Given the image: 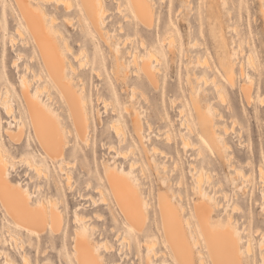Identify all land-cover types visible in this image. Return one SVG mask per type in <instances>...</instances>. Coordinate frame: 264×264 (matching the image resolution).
Instances as JSON below:
<instances>
[{
	"label": "rangeland",
	"instance_id": "rangeland-1",
	"mask_svg": "<svg viewBox=\"0 0 264 264\" xmlns=\"http://www.w3.org/2000/svg\"><path fill=\"white\" fill-rule=\"evenodd\" d=\"M46 1L45 0L43 1L34 0L35 3L36 2L37 3L41 2V4L43 3L44 6L48 9V11L52 13L54 12L53 14L57 16V18H60L57 20V24L62 29V33L65 35V37L67 36L66 37V39H68L67 42H70L69 44L71 47L73 46L72 47L73 51L70 50L71 48L69 49L71 52L66 50L67 55H69L68 57L73 60V63L76 66H78L79 73L84 75L83 77L85 78L87 82V92L90 98L89 108L92 110L91 116L93 117L92 123H91L92 132L90 134V137L92 138V144L90 146H84L79 141H77L78 143L77 152L76 150H73L71 148L72 154L68 155L67 161L69 160L70 161V162L68 161L69 164H71V162L72 164L68 166L69 164L67 165V161L64 162V166L66 170L68 169V171H70L73 175L72 181L70 180L71 182L67 181L65 174H63L60 171L58 164L56 162L52 161L49 157H46L45 155H43L41 148L37 145V143L34 140V136H33V132L31 128L27 130V134H28L27 139H25L24 141L31 142L32 140V144L30 147L33 149V152H34L33 155H35V159L37 161H42L47 165L48 170H49L48 178L44 176L39 177L35 173V170L32 167H30L24 161H22L21 157L26 151L23 145L22 146L15 145V147L9 148L6 144V147L9 149V153L11 154V156L15 157V161H16V165H15L16 167L14 169L10 168V175L11 177H13V178H10L12 182L18 183L22 185V187L27 188L28 191L30 192L31 199L34 202L41 200V199L46 200V202H49V200L51 199L56 200L60 206V210L63 213V228H62L61 233H59L58 235H56L55 233L51 231H46V233H43L42 236L41 235L39 236L36 234H32L30 236L28 231L26 229L18 227L12 221V219L8 216L4 208L0 206V239H1L0 240V250L1 249L6 250L8 256L12 260L15 261V264H25L23 262L24 252L30 258L29 259L30 261L27 262V264H44V263L71 264V262H74L75 264L74 250H73V240H74L73 231L76 228H79L82 226L80 222L76 221L75 217L77 214L85 215L88 217H93L94 212H97V213L101 212V214L104 215V219L102 221H98L95 218H92L90 221L91 223H95V225L97 224L98 226L97 225L96 226L97 228H100V230L90 231V234L92 235V237L99 239V240L101 239L100 237L104 236L105 239L107 238V240L111 242L112 245H114L115 250L113 251V253L116 255L115 258L117 260H112V258L109 257V254L104 253L103 249H101L102 253L106 255L105 256L107 258L106 263L107 264H117L118 262V263H123V264H126V263L139 264V261L141 260L136 258L137 252L140 253L142 259L145 258L146 250L142 246V239L137 238L134 235H132V240H133V242H131L132 252L130 253V257L132 259L125 257L126 253L124 252H126V247L124 246V244L121 243V241H119V239H117V237L119 238L118 234H121L123 232L120 229V227H121V222L124 219L121 213L118 212V210L116 209V206H115V209L117 213V220H115L114 217H112L106 205L100 204L98 207H95L94 204L91 202V201L97 200L99 203V202H102V200L103 202L104 200H106V197H105V194H103V191L99 190L100 188L98 187V183L100 182L104 183L103 174L105 171V167L107 166L106 160H108V164H112L116 160L115 158L110 159V157H113V156L109 155L107 149L105 148L107 145L106 142L109 140V137H108L109 133L112 132V130L110 131L108 129L109 120L116 118L115 115L112 114L111 104L107 102L109 100L111 101L110 93H112V89L114 88L117 90L118 94L122 96L120 101L122 102L126 101V104L128 105L127 107H129V105L130 107L136 106L137 109L140 111L141 116H142L141 122L143 124L142 132L148 137H151V140L149 139V141H146V143H151V144L154 143L157 147L160 148L158 150H163L165 152L163 153L162 151H159L153 155L154 157L156 156L154 162L157 161L155 163H159V165L161 164L160 165L161 170H163L162 166L164 164H166L164 167H168L167 169L164 168V170L167 171L166 175H165L166 173L165 171H163V173L160 174L164 178H159V176L156 177L153 168L148 165H146V171L142 170L143 171L142 172L141 163H139L140 165L137 164L139 166H137L138 171L136 170V173L139 176H136V178H134L136 179L137 182L142 183L141 185L142 191L144 192L146 196H148V199H147V201L149 202L148 212L150 214V223L152 227L154 229H158L157 226L159 224V214H158V209H157V202H158L157 194H158L159 188L164 189V190L165 189L169 190V192L172 194L173 197L174 195L176 196L174 197V202L178 205L179 204L182 205L183 203V205L185 206L186 214L189 215V213H191L193 202L194 200L198 199V196H197L198 194L195 193L196 190L194 189V187H196V184H197L195 183L196 178L193 179L189 171L193 166L195 167V171L196 169L203 168L204 173L205 171L207 172L205 173L206 174L205 179H204L205 181L203 185H201L202 188L205 189L209 193V195L216 198L217 201L219 202L222 201V204L228 205V209H229V210L218 209L215 215V223L217 224L218 221L228 220L227 219L228 213H230L231 215L233 214L231 210L232 205H236V204L237 206L240 205L238 206L237 210H235L234 215L232 216H234L233 217L234 219L239 220V224L236 226V229L240 233V237L243 240V245H245L246 243L247 234L251 232L253 235V249H254L253 253L254 254L250 256L246 252L244 255L246 256L250 264H264V260L261 257L262 250L259 249V243L264 240V237L261 236V234H264L263 233L264 232V212L261 207V203L263 201V195H264V186H263L264 184H262L264 183L263 181L264 179L261 177V175H259L260 174L259 166L260 165L262 166L264 164V103H263L264 99L263 101H260L256 97L255 99H251L250 101V104L252 102L251 104L252 106H251L250 104H248V101L244 99L242 92L239 89V86H240L239 83L243 84L245 80V78L242 77L244 75L241 74V69L243 68L244 74L245 72L249 73L253 78H255L254 82L256 83H253L255 85L253 87L254 89L253 95L258 94L259 96L264 97V17L261 13V8H262L261 1L262 0H233V1L232 0H228V1L219 0L218 2H216L217 4L215 3L216 6L212 8L213 13H214L212 16L208 14L209 12L208 9L210 10L211 8L209 2H212V0L211 1L210 0H190L192 2H190L189 0H152L153 1L152 3H154L153 6L155 8L154 9L155 18H154V24L152 25V27H149V28L143 26L140 23L137 24L136 18L133 12V7L131 5L130 0H104V7L109 12L107 13L106 11V16L104 15L105 16L104 22H106V24L104 25L105 29L107 28L108 30L107 29L106 30L111 31L112 33L113 31H115V33H113L115 35V39H113L114 41L115 40L117 41L116 38H119L118 41L124 38L121 42L119 41L121 43L120 46L123 44L124 41L126 43V41L128 42L131 39V42L126 43L128 45L123 44V46H121L122 51L123 52L125 51L124 52L125 57L123 59V67L126 69V71H128V74H129L128 78L126 79V88L121 87L122 85L115 78V75L113 74V68L115 66L114 65L115 63H113L114 61L113 54L109 52L107 45L104 43L103 40L101 41L98 34L94 30L91 31V33L89 34L91 45L88 42H85V41L84 42L87 44V48H88L87 55L89 56V58L87 57L86 60L88 59L90 60V57L96 60L92 64H88V61L86 62V60H85L86 64L84 63L85 65L82 63V60H84L86 57L82 56L83 52L80 51L81 47H80V44L78 43L79 41H82L84 39L82 36V30H81L82 21H80L81 18L80 16L78 17V12H77V0H73V2L71 0L70 1L67 0V2L69 3L71 2L72 5L76 7V10H75V7L72 6L70 3L72 8L68 12L64 9L69 4L66 2V0H62V1L59 0V2H56V0H54V2L53 0L52 2L51 0L47 2ZM63 1L67 3V5L65 4L66 6H64ZM118 1L121 2L120 6L122 7L120 8L118 7L119 5ZM190 4H192L193 7H191L192 5L190 6ZM3 8H5V11H7V17H6L7 19L1 18V23L2 25H5V23H7V20H8V25H7L8 30L6 32L0 31V39H1L0 49L2 50L3 45H5V48L7 49V54L8 53L9 54L6 60H3V58H1L0 71H2V75L4 79H5L4 72L6 73L8 72V74L11 75V79L14 84L13 92L19 93L18 88H19V80H20L19 77L20 76H19V72L17 73V69L13 67V61H12L14 58H17V55L12 53L13 49L11 48V45H10V38L11 36H14L15 40H17L16 42L17 43L20 42L21 32L17 33L16 31L15 33V29L18 30L17 18L15 14L13 15V10H12L9 0H6V5H4V7L1 8V11ZM118 9H122V10L120 11ZM228 10L229 11L232 10V12L231 11L228 12ZM64 15L65 16L68 15L69 17L68 16L67 17L71 18L70 19L71 21L73 18V21H72L73 24L70 23L71 24L70 25L67 21L69 19L68 18L66 19ZM127 15L129 18L127 17ZM125 16L129 20L127 18L125 19ZM76 18L77 20H75ZM83 18L85 19L86 17L84 16ZM210 18L212 19L211 23H210L211 21ZM120 21L121 22L123 21V23H121ZM119 22L121 23V25L125 27L124 31L120 32L119 27L121 25L119 24ZM72 25L74 26V28ZM75 25L77 26L75 27ZM137 25H138V28H136ZM86 26H87V23L84 21V27ZM234 27H237V31L236 29H234ZM166 31H172L176 35L177 40L176 39L175 40L177 44L175 45V41H173L174 43H171L173 46H170V48L173 47V51L174 53L176 52V54L174 55L173 59H171V55L169 53H166L167 60L160 58V60L162 61V64L160 63L161 61L159 60L160 62H158V67L160 68L158 69V73L159 71L160 73L158 75L159 76L158 77V80H159L158 88L152 89V88L143 87L142 88L143 90L142 89L137 90L136 96L132 98V94H131L132 92H131L130 85L133 82H136L137 77L133 75L134 74L133 71H135L136 68L134 67L133 64L130 63V60L132 59L130 56L132 54H128V52H131L132 50L133 53L137 52L139 55L142 56V53H145L147 49L141 46V41L145 40L144 42L146 43V46L150 47L152 44L154 43L157 44L158 41H161V39L164 38ZM129 36H131V38ZM22 37L24 36L22 35ZM87 37L88 36H85V38ZM126 37L129 38V40L126 39ZM222 38L224 39V42L230 54L234 52V48H237V49L239 48L237 47V45L240 41H242L241 48L243 50H241L240 48L238 49L239 52L240 51L243 52L246 48V52L245 51L243 52L245 53V55L242 54V52L238 54V56L240 55L239 56L240 60H238L239 65L237 64V67H236L237 85L233 89L231 87H227L229 91V94H228L229 100L227 99L228 103L225 102L226 100L223 103L218 97L213 95V93L211 92L212 84H210V81H209V84L206 83V85H208L206 86L203 81L202 82L198 81V84H197L196 83L197 81L193 78L194 76L193 74L195 72L198 75H201V74L203 75V72H204L206 73V76L210 79L215 76V75L213 76L212 71L208 72L209 70L208 69L206 70V63H207L206 61L211 63V65L212 63L214 66L218 65L217 52L219 51L221 53L223 51ZM197 39L199 43L197 42L195 43ZM165 41H164L165 43L164 45L166 46H163V45L161 46L159 45V43L158 45L160 49L167 51L166 48H168V46L166 44L167 41L166 42ZM192 43L193 45H191ZM196 44H198L199 46L201 45L200 48ZM188 45H191V46H188ZM97 46L100 47V53H102L105 56L104 63L101 62L102 55L100 53H97L95 49V47ZM192 46L193 47L195 46V47L193 48ZM220 46L222 48H220ZM79 51H80V54H79ZM189 51L190 53L192 52L191 55H189L190 54ZM23 53H24L23 55H25L23 56V62H26L30 59L31 53L29 50H24ZM249 53H251L255 58V64L253 67L249 63H246L248 62L247 56ZM197 54L198 55L201 54L200 56L202 57L196 56ZM76 57H80V58H77L76 60ZM194 57L195 59H192ZM198 57L201 58V61L204 60L205 66H203L200 62V64L202 65V67H200L201 65L197 63L196 61ZM242 60L244 62V63L242 62V66L245 65L244 66L245 68L241 67L240 65L241 63L240 61ZM194 62L195 64L193 66ZM80 63H82L83 66L80 65ZM209 65L207 63V66ZM91 66H92V70L88 74L87 70H89V68L91 69ZM204 67L205 69H203ZM98 69H99V74L95 72L96 70L98 72ZM217 69H218V66L216 67V70ZM187 71L189 72V74H187L188 73ZM100 75L101 77H99ZM189 75H190V78H189ZM30 77L32 76L30 75ZM216 79L219 81L218 77ZM189 80L195 83L194 84L192 82L194 86L198 85L200 87L201 85L203 87L202 90L204 92L201 90L200 93L204 97V99H207V101H210V102H213L214 100L212 99H215L213 104L214 106L216 105L217 107H219V108L216 107L217 108L216 113L222 116L221 112L223 111L224 112L223 116L224 117L227 116L226 117L227 119H225L223 116H222L223 118H221L220 116V122H221L220 128L224 130L222 134L225 136V139L229 145L227 147L229 150V151L227 150L228 151L227 153L229 154L231 163L230 161H227V160L222 163L220 158H218V154L214 153V151L211 148L204 147L199 144L197 140L196 132H194V125L193 123H191V121L196 122L195 116L193 114L191 115L188 114V111L191 110L190 86H189L190 81ZM37 82L39 83L37 84ZM128 84H129V87H127ZM36 85L37 86L41 85L40 87L46 86L45 82L42 80L40 81L34 80L33 87H36ZM1 86L2 85L0 83V90L2 88ZM47 87H45L46 90L44 89L45 92L43 93V95L45 96L53 95V99L51 97L52 102L54 101L53 107L57 109L59 118L64 121L63 111L59 109L60 107L58 105V102H56V100H58L57 93L53 87L49 86L48 90H47ZM49 89H51L50 90L51 92H49ZM99 94H100V97L102 96L99 101L100 103L97 101V98H96L97 95L99 96ZM144 94L145 96L148 94V96H146V99L145 97H143ZM147 98H149L150 100L147 101ZM256 99H258L257 102H256ZM105 100L107 102L106 106L108 108L105 107V104H104ZM173 100L175 101V104H173L174 103ZM141 104L143 106H141ZM228 104H229L230 109L228 108ZM18 106H19V103L14 98L13 100L14 116L17 119L19 117V113L17 111ZM121 106L123 107V105ZM256 107H257V110H255ZM105 108L107 111L105 110ZM180 110H182L183 113L180 112ZM97 111L100 113V115L98 116L96 115ZM60 115H62L63 117L61 118ZM129 115H130L129 112L126 111V116L122 118L125 132L127 133L129 139H131V137H134L133 139L137 144V151L139 150L142 151V148L139 145L136 136L133 135V132L131 130V122L129 121V118H128L130 117ZM1 116L4 117L3 119L7 118V116L4 113ZM146 120H149V122L151 123L150 127H149V124H147L148 122ZM167 120L170 122V125H171L170 135H171V140L173 143L169 141L170 139L167 140V132H168L167 130L170 128L169 126H167ZM233 120L235 122L237 121L236 123L238 124L236 125ZM181 122H183L182 125H181ZM184 123H185V126L183 127ZM12 124L15 125L16 123L12 122ZM222 124H225L224 126L227 125L228 129H231V131L227 130L229 134L226 133L224 129L226 127H224ZM233 124H235L236 126H234ZM190 125H192L191 126L192 128L189 127ZM196 125L198 126L197 123ZM4 126L7 127V124H4ZM232 127H235V130ZM188 128L189 130H187ZM158 130H160V132L163 135ZM180 132H184V134L188 136L191 142L193 143L191 147L185 150H184V147L182 146L183 137H181ZM241 132H242V135H241ZM157 136L158 137L160 136L161 138L159 137L157 139ZM0 138H2L3 141L9 140L8 136L5 133L4 128L2 129V127L0 130ZM70 138L72 141L71 144H73L74 140L72 139V137ZM116 140H117L116 143L118 145V138H116ZM194 142H195V145H194ZM196 143H197V148H196ZM230 143L233 144L231 145V148H230ZM126 146H127V143H126ZM200 151L202 152V154L199 156L198 152ZM232 152L234 153V155L232 154ZM230 154L233 155L234 157L231 156ZM11 156L9 155V157ZM192 157H195V159H192ZM171 158H173L174 160ZM232 161L234 162V165L236 164V166L233 168H237L239 166L238 168H242L244 172L251 174L250 178H252V181L236 176L232 168H229V164L233 165ZM73 162L75 163V165ZM190 163H193V164L195 163V164L194 165L192 164L193 166L191 167ZM127 165H128V162L126 163V167ZM171 172L173 174H171ZM231 172L235 175L233 174L231 175ZM210 173L212 174V177H213L212 179L209 178V176H211ZM207 175H209L208 180H207ZM99 177H102V178H99ZM231 177H234V178H231ZM260 177L262 179H259ZM163 180L165 182H163ZM166 180H167V183H166ZM179 180L181 182H179ZM208 181L210 185L207 183ZM178 182H179V185L181 183L183 184H181V186H178ZM171 189L174 190L175 192L174 194ZM251 190L253 193H251ZM224 191H226V194L228 193L227 196L230 195V197H228L229 200L226 199L227 196L225 197ZM106 192L108 195H111L110 190L107 187H106ZM217 193H220V194H218V196L216 197ZM180 195H182L183 198ZM82 196H85L88 198L86 200H82L81 199ZM246 196H248L249 198ZM93 197L95 200L92 199ZM231 198L233 201L231 200ZM180 201H182V203H180ZM87 204H90V205L87 206ZM239 208L240 209L242 208V210L238 211ZM249 208L252 209L253 214L249 212ZM190 218H191L192 223L195 224L194 217L190 216ZM249 219L250 220L252 219L253 221L252 220L250 221ZM103 226L109 227L105 235L100 234L101 231L103 232ZM190 227L187 228L188 230L187 232L192 233V235H194L193 234L194 232H192L194 231L193 225L190 224ZM189 229L190 230L193 229V230L190 232ZM258 229H259V232L261 231L260 234H257ZM12 232L20 233L18 234V237H19L18 242L22 244L20 241H23L22 245H25V246L21 245L22 246L21 247L19 243H18L19 245L15 243V241L11 237ZM198 243L199 245L196 244L198 246L197 247L195 246L196 252H198L199 248H201L200 250H202L203 248L202 246H200L202 244L200 242ZM135 244H137V248L134 247ZM160 247H163V245L160 244V242H158L157 250L160 251L161 250ZM243 249H244V246H243ZM205 258H206L207 264H210V260L206 252H205ZM0 264H7L6 260L4 259V256L3 255L1 256V254H0ZM196 264H199V261L197 258H196Z\"/></svg>",
	"mask_w": 264,
	"mask_h": 264
},
{
	"label": "bare ground",
	"instance_id": "bare-ground-1",
	"mask_svg": "<svg viewBox=\"0 0 264 264\" xmlns=\"http://www.w3.org/2000/svg\"><path fill=\"white\" fill-rule=\"evenodd\" d=\"M9 1H10L12 10H13V15L15 14L17 18V24H18L17 28L19 31L15 29V33L16 31L17 33L21 32V35H20L21 39H20V42L18 43L16 42L17 40H15L14 36L10 35L11 38L9 37L10 45H11V48L13 49L12 53L17 55V58H14L12 60L13 67L17 69V73L19 72L20 80H19V88H18L19 93H14L13 92L14 84L12 82L11 75H9L8 72L7 73L4 72V75H5V79H4L2 75V71H0V83L2 85L1 87L3 88V89L1 88L0 90V130H1V127L2 129L4 128L5 133L9 139L7 140L9 142H7V141H3L2 138H0V206L4 208V210L6 211V213L8 214V216L12 219L14 223L18 227L26 229L30 236L32 234L42 236V234L46 233V231H51L55 233L56 235H58L59 233H61L62 228H63V213L60 210V206L58 202L54 199L49 200V202H46V200L44 199L34 202L31 199L30 192L28 191L27 188L22 187V185L18 183L12 182L10 178H13V177H11L10 175V168L14 169L16 167L15 166L16 161H15V157L11 156V154L9 153V149L6 147V144L9 148L15 147V145L16 146L23 145L26 151L21 157L22 161H24L27 165L32 167L35 170V173L39 177L44 176L48 178L49 170H48L47 165L42 161H37L35 159V155H33L34 154L33 149L30 147L32 144V140L31 142L24 141L25 139H27V135H28L27 130L31 128L33 132L34 140L37 143V145L41 148L43 155H45L46 157H49L52 161L56 162L58 164L60 171L63 174H65L67 181L71 182L73 179V175L70 171H68V169L66 170L64 166V162L67 161L68 155L72 154V149L76 150L77 152V147H78L77 141H79L84 146H90L92 144V138L90 137V134L92 132L91 123H92L93 117L91 116L92 110L89 108L90 98L87 92V82L85 78L83 77L84 75L79 73L78 66H76L73 63V60L68 57L69 55H67L66 50L73 51L72 50L73 46L71 47L69 44L70 42H67L68 40L66 39L67 36L65 37V35L62 33V29L57 24V20L60 18H57V16L53 14L54 12L52 13L48 11V9L44 6L43 3L41 4V2L35 3L34 0H9ZM71 1L73 2V0ZM218 1L219 0L217 1L212 0V2H209L211 8L210 10L208 9L209 12L208 11L207 12L210 16L214 14L212 8L216 6L215 3ZM262 1H261V6H262L261 13L264 17V1L263 2ZM56 2H59V0L58 1L56 0ZM130 2L133 7V12H134V16L136 18L137 24L140 23L143 26L148 27V28L152 27V25L154 24V18H155L154 17L155 8L153 6L154 3H152L153 1L152 0H130ZM63 3H64V6H66L67 3L69 2L65 3V1H63ZM70 3L64 8L67 12L71 10L72 6H74L72 5V3H71L72 5L71 6ZM120 4L121 2H119V5H118L119 8L122 7L120 6ZM4 5H6V0H1L0 1V31L6 32L8 30V27H7L8 20H7V23H5V25H2L1 23V18L7 19L6 18L7 11H5V8H3L1 11V8L4 7ZM191 5L192 4H190V6ZM191 7H193V5ZM75 10H76V7H75ZM118 10L121 11L122 9H118ZM106 11L107 9H105L104 7V0H77V12H78V17L80 16L81 18L80 21H82L81 30H82V36L84 39L82 41H79L78 43L80 44V47H81L80 51L83 52L82 56L86 57L84 60L82 59L81 60H82V63L84 64L87 57L89 58V56L87 55L88 48L85 42H88L89 44L91 43L89 34L91 33V31L94 30L98 34L101 41L103 40L104 43L107 45L109 52L113 54L114 56L113 63H115L114 64L115 66L113 68V74L115 75V78L122 85L121 87L126 88V79L128 78L129 74H128V71H126V69L123 67V59L125 57V53H124L125 51L124 52L122 51L121 46H123V44L125 45L128 42H131V39L128 42L126 41V43L124 41L121 46H120L121 44L120 42L124 38L119 40L120 42L118 41L119 38H116L117 41L113 40L115 39V35L113 34L115 33V31H113L112 33L111 31H107L108 29L106 28L107 29L106 30L104 27V25L106 24V22H104ZM230 11L232 12V10ZM230 11L228 10V12ZM107 13L109 12L107 11ZM67 16H65L66 19L69 17ZM84 16L86 17L85 19L83 18ZM127 17L125 16V19ZM77 18L75 20H77ZM68 19H69L67 20L68 23L69 24L72 23L73 18H72V21L70 20L71 18H68ZM210 20H211L210 21L211 23L212 19L210 18ZM84 21L87 23L86 27H84ZM120 22L119 24L121 25L123 21L121 23ZM76 26L77 25H75V27ZM119 28H120V32L124 31L125 29L123 25H121ZM136 28H138V25ZM234 29H236L237 31V27H234ZM22 35L24 37H22ZM85 36H88V37L85 38ZM127 37L126 39L129 40V38ZM129 37L131 38V36ZM175 39H176V35L172 31H166L164 38H162L161 41H158V43L161 46L162 45L166 46L164 45L165 44L164 41L166 40L168 42L167 43L165 41L168 46V48H166L167 51L160 49L158 43L157 44L154 43L150 47H147L146 43L144 42L145 40H142L141 46L147 49L145 53H142V56L139 55L137 52L133 53L132 50L131 52H128V54H132L130 56L132 58L130 60V63L133 64L134 67L136 68V70L133 71L134 72L133 75L137 77L136 82H133L130 85L131 92H132L131 93L132 98L136 96L137 90H140L143 87L152 88V89L158 88V85H159L158 75L160 73V71L158 73V69L160 68L158 67V62L161 61L160 58L167 60L166 53H169L171 55V59H173L176 52L174 53L173 47L170 48V46H173L171 44V43H174L173 41H175V45L177 44L176 42L177 39L176 40ZM196 42L199 43L198 39L195 41V43ZM222 42H223V45H222L223 51L221 53L219 51L217 52L218 69L216 70L217 66H214L213 63L211 65V63L205 60L208 63V65L210 64L209 66H207V63H206V70L208 69L209 70L208 72L212 71L213 76L214 75L215 76L210 79L206 76V73L204 72H203V75L202 74L198 75L195 72L193 74L194 75L193 78L197 81L196 82L197 84H198V81H201V82L203 81L206 85V83L209 84V81H210V84H212L211 92L213 93V95L218 97L224 103L225 100H226L225 102H227L228 94H229L227 87H231L233 89L237 85L236 67L239 62L238 60H240L239 58L240 55L238 56V54L242 52V51L239 52L238 49L241 48L242 41L238 43L237 45V47H239L238 49L234 48V52L232 54L229 53L223 38H222ZM0 43H1V39H0ZM193 43L191 45H193ZM191 45H188V46H191ZM222 47L220 46V48ZM95 49L97 53H100L99 46L95 47ZM24 50H29L31 53L30 59L26 62H23V56H25L23 55ZM241 50L243 49L241 48ZM80 51H79V54H80ZM244 51L246 52V48ZM243 52L242 54L245 55V53ZM191 53L189 55H191ZM8 54H7V49L5 48V45H3L2 50L0 49V61H1V58H3V60H6L8 57ZM100 54L102 55L101 62L104 63L105 56L102 53ZM200 55L201 54L199 55L197 54L196 56H200ZM200 57L196 59L197 63L200 64L201 62V64L205 66L204 60H202L204 62L203 63ZM77 58H80V57H76V60ZM192 59H195V57ZM95 60L96 59H92L90 57V60L88 59L86 60V62L88 61V64H92L94 63ZM247 61L248 62L246 63H249L250 65H252V67L254 66L255 58L251 53L248 54ZM240 62H241L240 63L241 67H244L245 66L244 64H243L244 66H242L243 60ZM82 63H80V65L83 66ZM160 63L162 64V61ZM194 64L195 62L193 63V66ZM202 65L200 67H202ZM203 69H205V67ZM91 70H92V66H91V69L89 68V70H87L88 71L87 73L89 74ZM95 72L99 74V69H98V72L97 70ZM187 74H189V72ZM241 74L244 75L242 77H244L245 80L243 84L239 83L240 85L239 89L241 90L244 99L248 101V104H250L251 99H255V97L258 98L260 101H263L264 97H261L258 94L253 95L254 94L253 87L255 86L253 83H256L254 82L255 78H253L249 73L245 72L244 74L243 68L241 69ZM30 75L32 77H30ZM99 77H101V75ZM215 77L216 78L218 77L219 81ZM189 78H190V75H189ZM34 80H39V81L42 80L45 82L46 86L40 87L41 85L40 86L36 85V87H33ZM192 82L191 81L189 82L191 110L188 111V114L190 115L193 114L195 116L196 122L191 121V123H193L194 125V132H196L197 140L201 146L209 147L214 151V153L218 154V158H220L222 163L225 162L226 160L230 161L231 159L229 157V154L227 153L229 151L227 148L229 145L225 139V136L222 134L224 130L220 128V124H221L220 116L221 115L216 113L217 108L219 107H217L216 105L214 106L213 103L215 99H212L214 100L213 102H210V101H207V99H204V97L200 93L203 87L201 85L200 87L198 85L194 86L195 83L193 82L194 83L193 84ZM38 83L39 82H37V84ZM49 86L53 87L57 93L58 100L56 99L55 100L56 102H58V105L60 107L59 109L63 111L64 121L59 118L57 109L53 107L54 101L52 102L51 100V97L53 99V95L52 96L43 95V93L46 90L45 87H47V90H48ZM127 87H129V84ZM50 90L51 89H49V92H51ZM110 94H111V101L109 100L107 102L111 104L112 114H114L116 118L109 120V123L107 121L109 125L108 129L110 131L112 130V132L109 133V136H108L109 140L106 142L107 145L105 148L107 149L109 155L113 156V157H110V159L115 158L116 160L112 164H108V160H106L107 166L105 167V171L103 174L104 183L103 182L98 183V187L100 188L99 190L103 191V194H105L106 200H104V202L102 200V202L98 203V201L95 200L93 197L92 199H94L95 201H91V202L94 204L95 207H98L100 204L106 205L108 211H110V214L112 215V217H114L115 220H117L116 209L118 210V212L121 213L124 220L121 222L120 229L123 232L121 234H118L119 238L117 237V239H119V241H121V243L124 244V246L126 247V252H124L126 253L125 257L132 259L130 257V253L132 252V245H131V242H133L132 235H134L135 237L142 239V246L146 250L145 258L143 259L141 258L140 253L138 252L136 253L137 255L136 258L141 260L139 261V264H196V258L198 259L199 264H207L206 258H205V252L207 253V256L210 260V264H250V262L248 261V259L246 258L244 254L246 252L250 256L254 254L253 253V250H254L253 249V235L251 232H249L247 234L246 243L245 245H243V240L240 237V233L236 229V226L239 224V220L234 219L233 218L234 216H232L234 215L235 210H237L238 206L240 205L237 206V204L234 203L236 205H232L231 207L233 214L231 215L230 213H228V218H227L228 220L218 221L216 224L215 223L216 211L218 209L229 210L228 205L222 204V201H220L221 202L220 203L219 201H217L216 198L209 195V193L205 189L202 188L201 185H203L205 181L204 180L206 176L205 173L207 171H205L204 173L203 168L196 169L195 171V167L193 166L195 163L194 164L190 163V166L191 167L193 166V167L190 169L189 173L191 174L193 179L196 178L195 183L197 184H196V187H194V189L196 190L195 193L198 194L197 195L198 199L194 200L191 213H189V215L186 214L185 206L183 205L182 201H180L182 205L180 204L178 205L174 202V197L176 196L174 195L173 197L172 194L169 192V190H166V189L164 190V189L159 188L158 194H157L158 196L157 209H158V214H159V224L157 226L158 229H154L152 227L150 223V214L148 212V207H149V202L147 201L148 196H146L144 192L142 191V187H141L142 183L137 182L136 179L134 178H136V176H139L136 173L137 166L140 165L139 163L142 164L141 171L142 170L146 171V165H148L153 168L156 177L159 176V178H164L160 174L163 173V171H165L164 168L167 169L168 167H164L166 165L164 164L162 166L163 170H161V166H160L161 164L159 165V163H155L157 161L154 162L156 156L154 157L153 155L159 151H162L163 153L165 152L163 150H158L160 148L157 147L154 143L152 144L146 143V141H149V139L151 140V137H148L142 132L143 130V124L141 122L142 116H141L140 111L137 109V107L136 106L130 107V105L129 107H127L128 105L126 104V101L125 102L120 101L122 96L119 95L117 90L114 88L112 89V93ZM145 94L143 97H145L146 99V96H148V94L146 96ZM101 97H100V94L99 96L97 95L96 98L98 102L100 101ZM14 98L19 103L18 109L16 108L19 113L18 119L14 116V107H13ZM258 99H256V102ZM148 100L150 99L147 98V101ZM107 102L106 100L104 101L105 107H107L106 106ZM173 102H174L173 104H175L174 100ZM121 105H123V107ZM141 106L143 105L141 104ZM228 108H229V104H228ZM255 110H257V107ZM126 111L129 112L130 114L129 115L130 117L128 118H129V121L131 122V130L133 132V135L136 136L137 141L142 148V151L141 150L137 151V144L133 139L134 137H131V139H129L127 133L125 132L122 118L126 116ZM180 112H182V110H180ZM3 113L7 116L6 119H3L4 117L1 116ZM221 113L223 116L224 112L222 111ZM96 115L98 116L100 115V113L97 111ZM222 116L221 118L224 117ZM60 117L62 118L63 116L60 115ZM226 117L224 118L227 119ZM146 121L148 122L147 124H149V127H150L151 123L149 122V120H146ZM12 122L16 124L13 125ZM236 122L235 124L237 125L238 123ZM3 123L7 124V127H5ZM182 123L183 122H181V125ZM196 123L198 124V126L196 125ZM235 124L233 125L236 126ZM222 125L224 126L225 124H222ZM167 126L170 127V128L167 127L169 128L167 130L168 131L167 140L170 139L169 141L172 142L171 135H170L171 125L168 120H167ZM184 126H185V123L183 124V127ZM191 126L192 125H190L189 127ZM224 127L227 128V129L224 128L226 133H228L227 130L231 131V129H228L227 125ZM232 128H234L235 130V127H232ZM187 130H189V128ZM158 131L160 132V130ZM184 132H180V135L181 137H183L182 146L184 147V150H185L191 147L193 143L191 142L190 138L184 134ZM241 135H242V132H241ZM70 137H72V139L74 140L73 144H71L72 141ZM159 137L157 136V139ZM116 138H118V145L116 143L117 141ZM126 143H127V146H126ZM194 145H195V142H194ZM231 145L233 144L230 143V148H231ZM196 148H197V143H196ZM233 152L232 154L234 155ZM198 153H199V156L202 154L201 151ZM9 155L11 157H9ZM192 159H195V157H192ZM68 161H67V165L70 162ZM127 162H128V165L126 167ZM71 164H69L68 166H70ZM232 164L234 165L233 161H232ZM233 165L229 164V168H232L236 176L252 181V178H250L251 174L244 172L242 168H238L239 166L237 168H233L236 166V164L234 166ZM165 172L164 173L166 175L167 171ZM259 172H260L259 175H261V177L264 179V164L262 166L261 165L259 166ZM171 174L173 173L171 172ZM232 174L233 173L231 172V175ZM210 175L211 176L207 175V180H208V176L211 179L213 178L211 173ZM261 177L259 179H262ZM99 178H102V177H99ZM231 178H234V177H231ZM164 180L163 182H165ZM179 182L181 181L179 180ZM179 182H178V186H181V184L183 183L179 185ZM166 183H167V180H166ZM207 183L209 184V181ZM106 187L110 190L111 195L107 194ZM172 191L174 194L175 193L174 190ZM224 192H225L224 195L226 197L228 193L226 194V191ZM251 193H253L252 190H251ZM218 194L220 193H217L216 197L218 196ZM180 196L183 198L182 195ZM228 197H230V195L227 196L226 199H228ZM87 198L88 197H85V196L81 197L82 200H86ZM89 205L90 204H87V206ZM115 206H116V209H115ZM261 207L264 212V195H263V201L261 203ZM240 210H242V208L241 209L239 208L238 211ZM249 212L250 213L253 212L251 208H249ZM190 216L194 217L195 224L192 223ZM75 218L77 222H80L82 224L81 227L76 228L73 231L74 233L73 250H74L75 264H107L106 263L107 258L105 257L106 255L104 253L109 254V257L112 258V260H117L115 258L116 255L113 253V251L115 250L114 245H112V243L109 242L107 238L105 239V237L102 236L100 237L101 239L99 240V239L92 237V235L90 234V231L100 230V228H97L98 226L97 224L96 226L95 223L90 222L91 219L95 218L98 221H102L104 219V215L101 214V212L100 213L94 212L93 217H88L85 215L77 214ZM190 224L193 225L194 231H192L193 229L190 230L191 229ZM189 227H190L189 229L190 232L191 231L194 232L193 233L194 235H192V233L187 232L188 231L187 228ZM108 229L109 227L103 226V232L101 231L100 234L105 235ZM260 232L258 229L257 234H260ZM18 234L20 233H13V232L11 233V237L15 241L16 244L19 243ZM261 236L264 237V234H261ZM20 242L23 244V241H20ZM158 242H160V244L163 245V247H160L161 248L160 251L157 250ZM198 242L202 244L200 246H202L203 248L202 250H200L201 248L199 249L197 248L198 252H196L195 248L199 245ZM22 244H20V246ZM262 244H264V240L259 243V249L262 250L261 257L264 260V248H262ZM22 246H25V245H22ZM243 246H244V249H243ZM134 247L137 248V244H135ZM101 249H103L104 253H102ZM0 254L1 256L2 255L4 256V259L6 260L7 264H15V261L12 260L8 256L6 250L1 249ZM29 259L30 258L24 252L23 262L27 264V262L30 261ZM44 264H47V263H44ZM71 264H74V262H71ZM117 264H123V263L117 262Z\"/></svg>",
	"mask_w": 264,
	"mask_h": 264
},
{
	"label": "snow or ice",
	"instance_id": "snow-or-ice-1",
	"mask_svg": "<svg viewBox=\"0 0 264 264\" xmlns=\"http://www.w3.org/2000/svg\"><path fill=\"white\" fill-rule=\"evenodd\" d=\"M262 248H264V244H262Z\"/></svg>",
	"mask_w": 264,
	"mask_h": 264
}]
</instances>
